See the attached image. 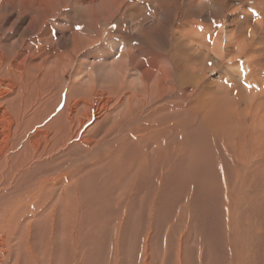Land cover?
I'll list each match as a JSON object with an SVG mask.
<instances>
[{"label": "bare ground", "instance_id": "1", "mask_svg": "<svg viewBox=\"0 0 264 264\" xmlns=\"http://www.w3.org/2000/svg\"><path fill=\"white\" fill-rule=\"evenodd\" d=\"M103 1L35 63L64 1L0 0V264H264V0H229L228 32L226 0H155L132 43L100 34L131 1ZM211 54L236 77L205 83Z\"/></svg>", "mask_w": 264, "mask_h": 264}, {"label": "rangeland", "instance_id": "2", "mask_svg": "<svg viewBox=\"0 0 264 264\" xmlns=\"http://www.w3.org/2000/svg\"><path fill=\"white\" fill-rule=\"evenodd\" d=\"M27 1H29V2H27ZM63 1H64V4H63L64 11H62L61 15H59V16H53V18L50 17L51 19L47 20V18L50 15V11H48V9H45L43 11H39V12H41V15L43 16V18L47 20V24L48 25H44V29H42L43 32L40 31L42 34L40 33L39 36H38V32L37 33H33L30 36V38L32 39L31 50H32L33 58H34L33 62H35V63H38L40 61H39V59H36L37 54H36L34 49H35V47L41 45V44L39 45L38 41H36V39H35L36 37H39V38H42V39L46 40V42H48V46H51L53 49H55L57 41H59V40H67L68 36L72 32V30L74 31V28H80L81 27V19H80L78 13H76V12L79 11L81 5L83 7V6H89L90 4L99 5L101 2H105L103 0H79V1L78 0H63ZM130 1L131 2H129L128 5L126 6L124 14L123 15L120 14V16H119L120 19L119 18L118 19L109 18V19H111L112 22H110L106 26H102L101 25L103 27L102 28V33H100V34H102L101 36H104V37L107 36V38H109V39H117V38H119L118 42H121V40L123 38L124 41L132 43L133 42L132 39H134V36H133V38H131L129 34L124 32L121 35V37H118V35H116V33H114V32L117 29H119V28L121 30L127 29L128 26H129L128 25L129 19H132L133 23L141 22V21H144V23L145 22L147 23V22H151L152 21V18H151L152 15H151L150 12L153 11L152 5L154 4L155 0H130ZM44 2H49V0H25V2H24L25 4H23V5H27V7H28L27 11H31V9H33V8L36 9L38 7H40V8L46 7V5L44 6ZM225 4L227 6V15L225 14V16H224L225 19L221 18L220 19L221 21H218V22H222L223 21L224 30L226 32H228V30L231 31L232 29H234L233 28L234 24H232L233 20H235L237 16L241 15L240 14L241 10H243V9L246 10V9H248V7H245L244 5H241L240 3H232L229 0H226ZM213 5H214V3L207 2L206 7H208L209 9H213ZM259 6H261V5H255V6H253L252 9L255 12H257L258 9L260 8ZM232 10L233 11H237V12H235V14L231 15V13H233ZM33 13H34V11H33ZM26 14L30 15V12H28ZM30 16L33 17L34 15H30ZM259 16L260 15H258V16L256 15L251 20H249L250 24L252 25L251 26L252 29L253 28H254L253 30L257 29V31H254V34H253L254 37H252L254 40H257L258 38L264 37V23H263L264 19H263V17H261V16L259 17ZM231 18L233 20H231ZM12 19L13 18L9 19V23L12 21ZM208 19H210V18H208ZM207 20L206 19L203 20V18H200V19L195 18L191 22H189L188 24L192 25V26L198 25L199 27H201V29H204V24H206V25L211 24V21H209V20L207 21ZM212 20H213V22H217V20L214 19V18H212ZM259 20L263 21L261 23V25H263V27L259 26V23H258ZM253 22H255V23H253ZM9 23H7L6 21H3L2 19H0V26H1L0 27V32H2L4 29L9 28L10 27ZM52 25L54 26V29L52 31L48 30V28L50 26H52ZM20 26L21 25L18 24V25H14L13 27H11L9 32L7 33V40H6V36H4V41L10 42V41L15 40L17 38V36L19 35ZM160 27L161 26L158 27L157 31H160V29L163 28V27L162 28H160ZM185 28L187 29L188 27H185ZM217 30L218 29L216 27V32H217ZM163 31H164V29H163ZM255 33H257L259 36L256 37ZM161 43L162 42H157V41H156V43H153V42L148 41V40H147V43H146L147 45H152V44L155 45L156 44V60L157 59H159V60L163 59L164 49H166V47H167L165 42H164V44L163 43L161 44ZM173 44L174 45H178L180 43L179 42H174ZM256 44L259 45L257 41L253 42L252 45L256 46ZM190 45L187 44L186 49H187V52L191 51L190 53L192 54V53L195 52V50L193 51V49H194L193 45L194 44H190ZM252 45H251V47H252ZM159 46H161V47L159 48ZM0 47L2 49H4L2 47V45H0ZM210 47H211V43L209 45V48ZM258 47L264 51V44H262V48L260 46H258ZM228 50H233V48H230V49L228 48ZM225 52H226V50H225ZM9 53L10 52L6 50V54H9ZM232 54L235 55L236 53L233 51ZM193 57H195V56L193 55ZM209 57H210V59L213 58V60L212 61L211 60L208 61L209 62V66L206 68V72H207L205 74L206 78L204 77L205 83L216 82L217 79H219V78H221V80H223L222 79L223 77H221V75L223 76L227 72H228L227 76L233 77V75H234L236 77L235 74L232 75V73L228 71L229 68H228L227 65H225L226 62H227L226 60H223L222 62H219L218 59L215 56H213L212 54ZM179 60H180V58L178 56H176L177 63L181 62V60L180 61ZM240 62H244V60L241 59L239 61V63ZM245 64H247V62H245ZM225 68L227 69V71L225 70ZM164 69L165 70H169V66L167 65V63L164 64ZM211 69H213V70H211ZM157 75H160V73L156 70V79L158 77ZM259 80L260 81H264V74H259ZM213 84H216V83H213ZM213 86H212V89H215V86L214 87ZM93 186H94V184H93ZM211 251H213V250L210 249L207 246L203 250L202 257H201V261H202L203 264H218L220 259L215 255L214 251H213V255H211ZM151 264H154V261H152ZM190 264H195V262H193V259H191V258H190Z\"/></svg>", "mask_w": 264, "mask_h": 264}]
</instances>
